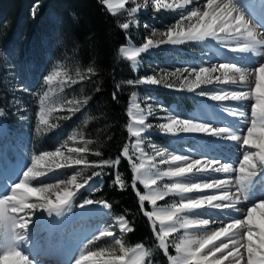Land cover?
Listing matches in <instances>:
<instances>
[{
	"label": "snow or ice",
	"instance_id": "1",
	"mask_svg": "<svg viewBox=\"0 0 264 264\" xmlns=\"http://www.w3.org/2000/svg\"><path fill=\"white\" fill-rule=\"evenodd\" d=\"M188 0H185L187 3ZM155 10L159 12L163 9H172L173 7H183V5L161 4L160 0H154ZM208 11H202L198 6L190 12L183 13L178 22L170 25H165L163 31L151 33L152 36H159L160 39H148L142 47H137L132 51L121 48L127 59L136 62L137 56L141 53H146L150 49L159 48L161 45H177L183 43L185 40H199L203 41L211 39L220 43L225 49L234 52H253L254 55L260 57L258 66L253 69L242 68L231 62H221L216 65H189L183 68H177L170 73L157 76L156 74L141 77L136 81L129 80L128 84H146V85H159L165 88H170L174 91H186L194 93L197 96H203L214 102L233 101L236 103H244L245 101H253L251 103L250 112L242 111L238 108L225 109L238 118L246 127L232 131L226 127H215L212 124L204 123L199 113H196V119H185L179 116L174 110L169 112L164 105H159L161 110L165 111L164 116H158L157 119L163 120L157 125L162 134H170L172 136H180L181 134H202L215 137L217 140H225L235 142L242 146L243 157L239 162L238 167L232 163L222 161L221 159L207 158L204 159L199 155L185 156L179 151H172L164 147H153V155L147 156L143 149L140 148L142 143V133L152 127L150 124L145 123L146 115H154L152 105L147 106V113L140 105L136 103L137 96L135 93L131 96L132 109L128 114L133 117V123L128 126V131L133 137H136V142L133 147L141 154V162L139 164L132 163V168L136 172V180L140 181L145 188L151 189L148 195H139V201L143 203L146 200L151 201L153 205L157 200L163 199L169 193H173L181 197L179 204H175L171 211L162 212L153 210L145 212L150 219L160 220V235L159 245L161 248L166 249L167 244L165 237L171 232H175L180 228L185 230L192 228H207L210 223H218L219 227L210 229L203 238L186 237L180 245L176 246V250L180 253L178 258H172V264H222L223 260H227L229 256L233 255V250L239 253V249L244 247L243 239L245 233L250 240L254 228L251 226L252 212L255 211V206L244 209L243 214L237 216L236 212H240L237 204L244 199H248V188L250 182L260 173L264 172V140L260 143L253 142V135L259 124L261 129H264V39L257 36L255 30L250 26L249 22L245 21L243 14H239L238 9L233 4V0H204ZM137 9L131 8L129 12H136ZM237 15H233V13ZM195 21L187 25V31L181 29L183 21ZM123 29L129 28V23L120 25ZM223 33V35H221ZM91 71V69H89ZM184 73L188 75L183 77ZM220 73L219 75H213ZM229 73L233 75L229 76ZM59 75L58 72H52L45 78V82L49 85L52 84L54 79ZM176 77L178 83L170 82L169 77ZM235 85L234 88H223L220 85ZM216 85L211 89L208 86ZM203 86V87H202ZM200 89V91H197ZM115 98V93H113ZM47 99V93L44 99L41 100L40 110V123L47 124L45 118L44 103ZM146 99H153L146 97ZM71 103V102H70ZM63 145L58 146L55 151H46L42 155H37L32 158L33 168L40 161L46 158L62 157L63 152L61 148ZM250 149H259L258 152H253ZM86 149L69 148V152H80ZM99 155V153H97ZM123 155L129 160L132 157L129 155V148H123ZM159 157V163H153ZM81 163L87 164L83 157L73 159L71 157L65 158V163L58 164L57 167L63 168L71 164L79 165ZM118 163V160H117ZM168 165L167 170H160L159 165ZM174 165V166H173ZM33 168L23 174L24 181H27L32 175ZM238 173V178L235 181L236 190L233 192L230 185L232 181L211 175V173ZM43 173H41L42 175ZM100 175V173H96ZM203 175L204 179L195 180L194 176ZM164 178H180L175 179L171 185H164L166 191L157 192L152 186L157 184L158 180ZM76 175H72L71 179L65 178L62 181L65 184H72L77 190L85 187V183L77 184ZM119 182V177H117ZM57 187L56 184H48L45 188H29L27 183H17L12 190L11 196L0 198V241L3 242L5 250L0 254V258L16 256L23 264H31L29 257L21 250L18 245H22L27 237L29 229V211H34L37 208L43 209L52 215L55 211L56 215H61L65 206L69 205L70 199L75 195L71 190H64L62 195H57L55 201L47 197H41L44 203L26 202L28 197L22 198L20 204L13 203L17 197V189H27L28 193H44L50 189ZM90 190H97L93 185L89 186ZM214 190V191H206ZM219 190V191H215ZM204 193L198 197H192L190 193ZM88 204L95 203L93 200L87 201ZM8 205L12 213L17 211L24 212L23 216H14L6 214L4 206ZM83 206V205H82ZM109 207V205H105ZM203 209H218L224 216V219L213 217L211 219L201 218V212L193 218H189L184 213H190L194 210ZM225 209H230V212H225ZM119 227L125 231H132L128 228L127 223L121 217ZM237 229L238 231H230ZM101 235L110 237L113 235L111 230H105ZM222 237L227 239L222 240L220 244H214L215 241L221 240ZM119 243V239L114 241ZM229 243H232L233 249H229ZM212 244L213 247L209 248L208 252L203 256L200 253L204 248ZM142 247V246H141ZM225 249L229 251L224 252ZM217 252H222V257H216ZM249 256L245 264H264V258L259 262L252 259V246H247ZM95 256V252L90 253ZM142 255L146 253L142 252ZM210 257H215L211 259ZM88 257L81 253L75 264H82ZM243 254L233 256L229 264H239L243 260Z\"/></svg>",
	"mask_w": 264,
	"mask_h": 264
},
{
	"label": "rangeland",
	"instance_id": "2",
	"mask_svg": "<svg viewBox=\"0 0 264 264\" xmlns=\"http://www.w3.org/2000/svg\"><path fill=\"white\" fill-rule=\"evenodd\" d=\"M125 1H127V5L129 6L131 5L130 3L133 2V0ZM261 2V0H256V3ZM233 3L235 5L240 4L241 7L244 5H241L243 0H233ZM36 4L30 8L32 14H34V11L38 9V5ZM261 6H264V4ZM189 23L192 22H187L184 24V26L187 27ZM50 32L51 36H49L51 38L57 37V33L54 29H50ZM149 33L151 34L152 32L150 31ZM49 36H44L46 39L43 41V43H48ZM207 44L208 43H206V45ZM216 46L219 48L222 45L216 44ZM44 47L46 50V61H40L38 63V61H35V57L32 55L30 57H25L24 59V57L21 56L19 48H16L15 50H5L0 46V184H2V180L4 179L3 177H8V175L12 173V169H17V165H21L23 167V171L20 173L21 178L13 183V187H15V185L20 182L27 183L29 188H45L48 184H56L57 187H54L44 193L26 192L27 196L31 198H38L35 200V203L38 204L44 203V200L41 199V197H47L48 199L55 201L57 195H62L64 190H71L75 193V195L70 199L69 205L64 207V210L70 216L78 218L72 226L74 230L71 229L69 233L68 231L58 233L57 231L56 235L51 239L47 238L48 232L44 231L45 227L36 223V226L33 229L35 233H33V231L29 233V238L26 239L27 241H25L22 245H18L19 250L29 257L31 264L39 263L38 260L36 262L34 258L30 257L25 244L30 245L31 242H34L33 244H49L50 242L51 245L54 244L56 246H61V244L64 242H74L76 238L75 233L79 232L82 228L83 222L82 220L80 221L81 214L85 212L90 213L93 210L103 213L109 212L111 218L115 219L117 223L120 222L121 217L124 219L123 216L115 215L110 209H108L109 207H105L107 203L104 201L93 200L95 203L88 204L87 201L92 199H85L81 202H78L83 190L91 193L93 190H90V185L98 187L99 179L103 176L101 173L100 175H96V173L99 172L95 171L93 174H89L88 168L86 167L88 163H81L79 165L71 164L63 168L57 167L58 164L65 163V158L68 157L73 159L83 157L84 160L87 162L89 161L88 153L91 142L87 135L84 134V130L79 123L81 119L83 120L86 117L88 108L86 100L84 98L78 97L74 90V82L80 78L78 77L79 75L73 77L65 64L61 63L58 59H56V57H52L50 48H48L46 45ZM180 47L183 49H160L163 51L159 53V56L161 59H167L168 55L170 54L171 58L176 60L183 57L186 60V64H189L188 61L191 60L190 58L192 57L189 53H194L197 64L199 63L198 65H200V63L205 61V57L208 55V50H206V48L198 42L196 43L193 41H187L181 44ZM227 51L229 54V50ZM228 54L223 53V55ZM120 55L125 58L122 54ZM159 66L160 67L155 72L157 76L167 74L166 72L170 73L174 70L171 68V71H163L164 68L167 67L163 64H159ZM52 72H58L59 75L54 79L52 84L49 85L45 82V78ZM187 75V73H184L181 79ZM169 80L170 82L178 83L176 81V77L170 76ZM45 93H47V99L44 103L45 118L48 121L46 125L40 123V102L42 99H44ZM135 94L137 96L136 103L141 104V109L143 107L144 110L147 111V106L152 105L155 112V114L151 116V120L146 122L152 125V136H142V144L144 143L146 147H149L152 154L154 152L152 147L153 144L156 146L159 144L157 147L170 149L173 146L172 140L169 138L168 134H162L161 130L157 127L158 124L165 122L163 120L157 119L158 116L165 115V111L161 110L159 105H164L166 110L170 112L176 108V113L179 112L181 117L189 118L195 114L198 104L195 101L189 100L188 98L176 96L166 97L163 96L162 93H157L155 91H149V95H147L148 91L143 89L136 91ZM146 97H152L153 99H146ZM205 98L206 97H204V99ZM197 102L199 103L198 98ZM130 109H132V101H130L129 104V110ZM132 110L135 111V109ZM77 113L79 118L78 120H75L74 118ZM130 118V124H132L134 122L133 117L130 116ZM256 131L258 133L261 131L264 132V130L260 128L259 124L257 125ZM256 134L257 133H254L252 137L253 139L257 137ZM135 142L136 137H133L129 146V155L132 157V159H134L135 163L139 164L141 160V154L133 147ZM142 144H140V148H142ZM175 144L178 143L176 142ZM61 145H63L61 148L63 152L62 157L46 158L45 160H42L40 163L36 164V166L33 168L32 158L34 156L42 155L46 151H55L56 148ZM69 148L86 150L80 152H69ZM251 151L257 152L256 149H251ZM155 162L159 163L158 157L156 158ZM28 168H33V172L29 179L24 181L23 174L28 170ZM159 168L162 171L166 170L165 166L162 168V166L159 165ZM41 173L43 174L41 175ZM72 175H76L77 184L85 183V187L77 190L72 184H65L62 182L65 180V178L70 180ZM173 182L171 180H162L159 182V184L157 182L156 189L160 191H166L164 185H171ZM142 186L144 185L142 184ZM143 188L145 190L143 195H147V188ZM25 190L27 191V189ZM180 201V196L169 195L161 200L160 203L156 202L157 204L155 205H153L151 201L148 202L151 205V212L157 208H166L172 210L173 205L179 204ZM157 205H161L163 207H159ZM9 210V206H4V211L6 214ZM36 210L40 213L48 214V212L43 209L37 208ZM35 214L32 215L34 216ZM152 220L155 224H157L158 228L156 231V246L160 248V256L163 258L160 259V256L157 257L160 261H154L153 256L150 254L149 249L145 244H138L135 246L128 245L125 239V235L128 233V231L122 230L119 232H113L112 236L106 237L101 234L107 229L99 228L95 231L96 228L94 229L92 226H88L89 223L86 221L84 227L85 225L88 226L87 232L89 233L80 240L81 242L79 241V244L76 243L72 248L75 255L74 260L77 261L80 254L84 253V255L88 258H86L82 264H134V262H127L131 252L140 248H144V253H146V255H144L143 258V264H172V258H178L180 256V253H178L176 250V246L185 241V231L180 229L166 236L165 242L168 246L166 249H164L159 245L160 223L155 218ZM35 221L37 220L35 219L32 222L35 223ZM124 221L127 223L128 228H131L129 222L126 219H124ZM66 225L68 224L63 223L62 227H66ZM92 230L94 231L92 232ZM31 234L35 236H32ZM116 239H119V243L114 242ZM76 242H78V240H76ZM4 250L5 248L3 246V242L0 241V254H2ZM91 252H95L96 255L91 256ZM74 260H71L69 264H75ZM17 261L18 257L16 256L0 258V264H18L16 263ZM19 264H23V262L21 261ZM40 264L46 263L40 262ZM47 264H56V261H52L51 263Z\"/></svg>",
	"mask_w": 264,
	"mask_h": 264
},
{
	"label": "trees",
	"instance_id": "3",
	"mask_svg": "<svg viewBox=\"0 0 264 264\" xmlns=\"http://www.w3.org/2000/svg\"><path fill=\"white\" fill-rule=\"evenodd\" d=\"M34 4L38 9L32 14ZM121 22L122 17L112 14L104 0H0V46L19 48L24 59L32 55L39 63L46 61V45L73 77L79 75L74 90L88 108L79 123L91 142L86 167L89 174L101 173L104 184L91 193L83 190L78 202H106L132 226L125 235L127 244H145L158 262L157 224L145 215L151 205L139 201L145 190L131 166L134 159L123 155V148H129L133 139L128 131V110L136 90L127 81L138 78L130 62L120 55L127 41ZM50 29L57 37H50ZM44 36H49L48 43H43ZM78 118L77 113L74 119Z\"/></svg>",
	"mask_w": 264,
	"mask_h": 264
},
{
	"label": "bare ground",
	"instance_id": "4",
	"mask_svg": "<svg viewBox=\"0 0 264 264\" xmlns=\"http://www.w3.org/2000/svg\"><path fill=\"white\" fill-rule=\"evenodd\" d=\"M118 1L119 3L125 2V0H118ZM261 1H262L261 3H256V0H243V3L241 5L244 4L243 5L244 7L243 6L241 7L240 4L235 5L234 4L235 2L233 4L238 9L239 14H243L245 21L249 22L250 26L255 30L257 36L261 39H264V6H261L262 4H264V0H261ZM198 6L201 8L202 11H208L206 4L204 3V0H197V7ZM233 15H237V13L234 12ZM221 35H223V33H221ZM148 39L156 40L153 37L148 38ZM193 41H195L196 43L197 42L200 43L206 48V50H208V55L205 57V61L200 64L214 66L217 63H221V62H231L242 68L253 69L258 66V63L260 62V59H261L260 57H257L256 55H254L253 52H239L238 53V52L229 50V54H228L227 49H225L223 46H221L222 48L221 47L218 48L216 44L220 45V43H218L217 41L211 40V39H206L203 41H199V40H193ZM213 42L215 43L217 42V43L215 44ZM206 43L208 44L206 45ZM123 48L127 49L130 52L137 47L130 45V46H125ZM120 53L125 58H127V56L123 52L120 51ZM223 53L224 54L227 53L228 55H223ZM134 64H137V61ZM219 74L220 73H215L213 75H219ZM231 75L233 74L229 73V76ZM213 87H216V85L208 86L209 89ZM220 87L234 88L235 85L227 84V85H220ZM197 91H200V89H197ZM197 98L199 99V103L197 102L198 107L195 113H199L201 115L204 123L212 124L215 127H226L232 131H236L238 129L246 127V125H244L238 118L234 117L233 115H230V113L226 111L225 109L238 108L242 111L250 112L251 106H252L251 103L253 101H245L244 103H236L233 101L214 102L207 98L204 99L203 96H197ZM178 115H180V113H178ZM193 116L194 115L190 116L189 118H185V119H193L192 118ZM148 129L149 128H147L142 133V136L148 134ZM261 132H259L260 134L257 131L254 132V133H257L256 134L257 141H256V138L255 139L252 138L254 143H260L261 140H264V132L263 133ZM168 135L171 139H173V141L179 144L178 146L172 148L171 150L179 151L181 154L185 156L199 155L203 157L204 159H207V158L220 159L219 158L220 155H226L227 159L225 161L232 163L234 166H237V167H238L239 162L242 161V157H243L242 146L235 142L217 140L215 137L208 136V135H202V134H181L180 136H172L170 134ZM189 143L192 144V146H189ZM193 143L195 144L194 147H193ZM256 150L257 152L259 151V149H256ZM253 152H256V151H253ZM153 163H156V162L153 161ZM160 165L162 166V168L163 166H165L167 170L168 165L166 164H160ZM22 171H23V167L21 165H17V169H12V173H10L8 177H3L4 179L2 180V184H0V198L11 196L12 190L14 189L13 183L16 182L19 178H21L20 173ZM211 175L217 176V177H223V178L230 177V179L234 181L233 185L232 186L230 185V187L232 188L233 192H235L236 190L235 181L238 178V173L219 172V173H211ZM164 179L171 180L173 182L175 179H180V178H173V179L164 178ZM193 179L202 180L204 179V177L203 175L194 176ZM157 182H159V180ZM152 188H154L157 192L160 191L156 189V185L152 186ZM150 191L151 189L147 188V195L150 193ZM206 191H214V190H206ZM215 191H219V190H215ZM26 192L27 191L25 189H17V197L12 202L16 204H20L22 198L27 196ZM203 194L204 193L193 192L188 195L192 197H198ZM169 195H175V194L169 193L165 197ZM27 197L28 199L26 202H29V203L35 202V200L38 199V198H31L29 196ZM160 200L162 199L157 200V202ZM253 206H255V211L252 212L250 223H251V226L254 228V232H253L251 239L249 240L247 237V234L245 233V236L243 239V244L245 246L239 249V253L233 250V255L229 256L227 260H223L222 264H229V261L233 258V256H236L239 254H243L244 256V259L240 260L239 264H245L249 256V253L247 252L248 245L252 246L251 256L254 261L259 262L262 258H264V172H262L260 176L257 175L254 178V180L250 182V186L248 188V199L241 200L237 204V208L240 209V212H236L235 215L239 216L243 214L244 209H248ZM159 207H163V206H159ZM155 210L162 211V212L171 211L170 209H166V208H157ZM25 211L29 212V219L31 221V223H29V229L27 233H25L27 239L29 238L28 236L29 233H31L34 227L36 226L35 225L36 223H38V225L41 224L43 227H45L44 231L48 232L47 238L51 239L52 237L56 235L57 231L58 233L65 232V231H68L69 233L71 229L74 230L72 226L74 225L76 219L78 218V217L70 216L64 209L62 210L61 215H56L55 211H53L52 215H49L47 213H40L37 210H34V211L25 210ZM220 211L221 210H218V209H203V210H194L193 212L184 213L183 215L189 218H193L197 215L198 212H201V218H204V219H211L213 217H216L218 219H224V216L220 213ZM224 211L230 212L231 210L225 209ZM7 214H12L14 216H23L24 212L17 211L15 213H12L10 209ZM32 214H35V215L33 216ZM83 214H81V217L79 215V217L81 218L80 221L82 220L83 224H82L81 230L75 233L76 238L74 242L72 243L64 242L63 244H61V246L59 245L56 246L54 244L51 245L50 242L49 244L48 243L33 244L34 242L33 243L31 242L30 245L25 244L27 246V251L30 257L34 258L36 262L38 260L39 264L40 262L41 263L45 262V260L38 259L37 257L43 251H47V249L51 248V249H54L56 253H58L57 257H59L61 261L62 259L65 260V261H62V263L60 264H69V262L71 260H74V257H75L72 248L74 247L76 243L79 244V241L82 238L88 235L89 233L87 232L88 226L90 227L92 226L94 229L96 228L95 231L99 228L109 229L112 231V233L123 230L122 228L119 227V223H117L115 219L111 218L109 212L103 213V212H98L96 210H93L90 213L85 212ZM35 219L37 221L33 223L32 221ZM157 220L160 223V220L159 219ZM85 221L88 222L89 224L88 226L85 225L84 227ZM63 223L68 224V225H66V227H62ZM218 227H219L218 223H210V225L207 226V228L201 227V228H192L188 230H185L183 228H180V229L185 231V239H186V237L203 238L210 229H214ZM93 231L94 230H92V232ZM230 231H238V230L233 229ZM33 233L35 232L33 231ZM32 236H35V235H32ZM225 239L227 238L222 237L221 240L215 241L214 244H220L221 241ZM76 240H78V242H76ZM212 247H213L212 244L208 245L206 248H204L203 252L200 253V255L203 256V254L208 252L209 248H212ZM229 249H233L232 243H229ZM229 249H225L224 252L229 251ZM144 251H145L144 248H140V249H137L131 252L127 262L130 261V262H134V264H143L144 255H142V252L144 253ZM222 255H223L222 252L216 253V257H222ZM210 258L215 259V257H210ZM49 261L50 260H48V262ZM19 262H21V260L18 258V261L16 263L19 264Z\"/></svg>",
	"mask_w": 264,
	"mask_h": 264
},
{
	"label": "built area",
	"instance_id": "5",
	"mask_svg": "<svg viewBox=\"0 0 264 264\" xmlns=\"http://www.w3.org/2000/svg\"><path fill=\"white\" fill-rule=\"evenodd\" d=\"M106 4L108 5L109 9L118 14L122 17L123 23H129L128 29H123L126 32L127 37V44L125 46L133 45L134 47H142L144 43L147 42L148 38H155L156 40L160 39V37L152 36L149 32H160L165 30V25H170L174 22H178L181 15L186 12H190L197 7V0H188L185 3V0H160L161 4H173V5H183V7H173L172 9H161L159 12L155 10V3L154 0H133L131 5H127V1L124 3H119L118 0H105ZM136 8V12H129V9ZM195 18H192V21L184 20L183 24L181 25V29L187 31V27L184 26L187 22H193ZM150 34V35H149ZM184 43V42H183ZM182 44V43H181ZM181 44L173 45H162L161 48L164 49H183L180 47ZM124 46V47H125ZM160 48L150 49L146 53H141L139 55V60L137 62V66L135 67L136 71L139 74V78L145 77L148 75L155 74V72L160 67L159 64L165 65L167 68H164L163 71H171V68L174 70L176 68H183L186 65H197V60L195 58L194 53H189L192 57L191 60L188 61L189 64H186V60L181 57L180 59H172L170 54L168 55L167 59H161L159 56L155 55V52H158ZM156 62V63H155ZM168 73V72H166ZM138 86V90H146L150 92H154L156 89H165V90H172L170 88H165L159 85H146V84H133ZM156 92V91H155ZM141 106V104L139 103ZM142 109H144L142 107ZM145 113L147 111L145 110ZM152 115H146L145 123L151 120ZM148 124V123H146ZM152 136V127L148 129V134L144 137H151ZM157 136V135H156ZM143 138V137H142ZM149 140V139H148ZM143 142V141H142ZM144 149V153H148L150 148L146 147L144 143L142 144ZM159 145V144H158ZM160 160V159H159Z\"/></svg>",
	"mask_w": 264,
	"mask_h": 264
}]
</instances>
